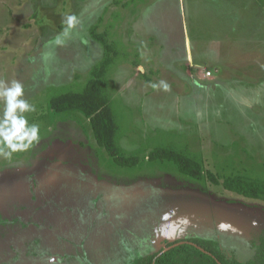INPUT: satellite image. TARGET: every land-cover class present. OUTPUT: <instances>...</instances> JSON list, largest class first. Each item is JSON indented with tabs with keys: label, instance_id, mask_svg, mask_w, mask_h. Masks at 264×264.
Segmentation results:
<instances>
[{
	"label": "rangeland",
	"instance_id": "1",
	"mask_svg": "<svg viewBox=\"0 0 264 264\" xmlns=\"http://www.w3.org/2000/svg\"><path fill=\"white\" fill-rule=\"evenodd\" d=\"M68 15L79 23L64 37ZM189 36L211 63L177 50ZM110 55L104 93L119 154L139 156L134 166L97 144L83 112L50 107L53 96L81 92ZM12 80L36 106L26 115L40 138L0 156V264H126L138 240L160 236L218 234L230 258L255 254L264 198L223 182L264 181V0H0V81ZM160 81L170 89L151 86ZM156 148L205 160L204 179L151 161ZM129 180L135 192L110 207L106 192Z\"/></svg>",
	"mask_w": 264,
	"mask_h": 264
},
{
	"label": "trees",
	"instance_id": "2",
	"mask_svg": "<svg viewBox=\"0 0 264 264\" xmlns=\"http://www.w3.org/2000/svg\"><path fill=\"white\" fill-rule=\"evenodd\" d=\"M96 37L103 39V35ZM112 51V46L107 45ZM111 56V55H110ZM107 56L93 77L86 83L81 92H65L50 99V107L56 112L80 110L89 119L93 135L99 146L104 147L110 157L121 166H134L138 156L124 157L119 154L116 144V122L112 107L104 93L106 70L112 62V56ZM157 158L172 160L180 172L197 180L204 179L201 163L196 159L169 148H156L150 152L151 161ZM207 177L218 183L217 177L208 172ZM226 190L242 193L250 198H264V181L246 180L241 176L230 177L223 182ZM136 264H264V234L256 246L255 254L246 261L230 258L223 251L219 240L202 237L177 239L167 243L159 251L147 254Z\"/></svg>",
	"mask_w": 264,
	"mask_h": 264
},
{
	"label": "clouds",
	"instance_id": "3",
	"mask_svg": "<svg viewBox=\"0 0 264 264\" xmlns=\"http://www.w3.org/2000/svg\"><path fill=\"white\" fill-rule=\"evenodd\" d=\"M64 23L66 27L62 35L67 37L79 20L75 15H68ZM57 43H62L59 37ZM151 86L162 87L165 91L170 89L164 81ZM0 103L3 105L0 114V156L10 159L13 153L28 150L39 140L40 126L29 122L26 113L35 112L36 106L25 98L24 85L20 81H0Z\"/></svg>",
	"mask_w": 264,
	"mask_h": 264
},
{
	"label": "crops",
	"instance_id": "4",
	"mask_svg": "<svg viewBox=\"0 0 264 264\" xmlns=\"http://www.w3.org/2000/svg\"><path fill=\"white\" fill-rule=\"evenodd\" d=\"M220 25H221V23H220ZM146 32V31H145ZM188 35H192V33H191V30H190V28L188 29ZM217 35V34H216ZM188 37V39L186 38V43H181V44H178L180 47H178V51L179 52H182V53H185L184 55H185V58H192V59H195V60H197V66H201V67H203L202 65L203 64H205V63H211L210 61H209V59L211 58V57H209L208 55H202V54H200V55H198V53H196L195 55H194V52H193V48L194 49H196L195 48V45L194 44H192L191 43V41H192V37ZM194 40V39H193ZM211 42V41H210ZM194 43V42H193ZM207 47V46H206ZM205 47V48H206ZM205 48L203 49V51L205 50ZM201 51V50H200ZM203 51H201V52H203ZM196 52V51H195ZM191 54V55H190ZM176 59H178V58H175V60ZM208 61V62H207ZM178 62H179V60H178ZM139 63H141V65H143V63L142 62H139ZM130 67L132 68V71L134 72V70H136L135 69V65L133 66V65H130ZM130 69V68H129ZM206 69V68H205ZM224 69H222V71H223ZM223 73V72H222ZM203 75H205V74H203ZM206 76V75H205ZM223 78V75L221 76L220 74H218V75H216V78H217V82L218 83H223L224 82V80L222 79ZM130 78H132L131 76H130ZM222 79V80H221ZM258 98H260L259 96H258ZM110 105H111V107H112V103H110ZM113 108V107H112ZM113 114H114V111H113ZM116 122V121H115ZM117 124V123H116ZM232 132V131H231ZM234 133V132H233ZM96 140V139H95ZM118 146V148H119V145H117ZM104 148V147H103ZM227 148H230V147H227ZM105 149V148H104ZM237 154H238V152H236ZM249 156V155H248ZM247 156V157H248ZM139 157V156H138ZM190 157H192V158H194V159H196L197 161H199L200 163H204V161L205 160H201V159H199V158H197V157H194V156H191L190 155ZM140 158V157H139ZM88 159H91V163H94V159L93 158H88ZM114 160V159H113ZM115 161V160H114ZM116 162V161H115ZM119 165V164H118ZM121 166V165H120ZM123 167H126V166H123ZM132 180V179H131ZM136 181V180H135ZM99 182V181H98ZM131 183V184H130ZM135 182L133 181V182H131L130 180H129V182H128V187L127 188H125V189H119V190H112V191H108V192H106V194H107V196L108 197H110V207H115V205H117L116 204V201H118L119 202V204H118V206H120L121 205V203L122 202H124V201H126V199L127 198H129V197H127V196H129V195H131L130 194V192L132 193V192H135V190H133V189H131L130 187H136V185L134 184ZM94 188H96L97 187V184H95V186H93ZM94 188H92V191H94V194L97 192V190L96 189H94ZM201 191H204L205 192V190H201ZM99 194V193H98ZM97 194V195H98ZM104 194V193H103ZM122 198V199H121ZM97 204L96 205H98L99 203L98 202H96ZM216 202H214V204H215ZM122 206V205H121ZM120 206V207H121ZM104 207H108V205H106V206H104ZM225 208V207H224ZM215 229H216V231H219L220 233H222V229H217V226H215ZM210 238V237H209ZM177 239H181V238H178V237H175V236H172V237H168V238H165V237H162V236H160L159 238H158V240L156 241V240H153V237H151L150 239H145V240H138V242H140L138 245H133L132 246V248H135V250H137V251H131V250H128L129 252H127V258H126V261H127V263L126 264H135V263H132L131 262V259H133V260H140L142 257H144V256H146L147 254H150V253H154V252H156V251H159V250H161L162 248H164L166 245H167V243H169V242H171V241H174V240H177ZM211 239H215V240H219V242L221 243V238L219 237V235L218 234H215V236H213ZM134 253H137V254H135L134 255ZM129 261V262H128Z\"/></svg>",
	"mask_w": 264,
	"mask_h": 264
}]
</instances>
